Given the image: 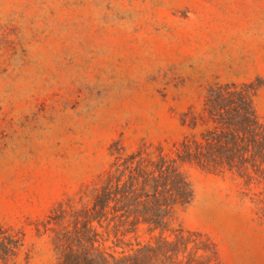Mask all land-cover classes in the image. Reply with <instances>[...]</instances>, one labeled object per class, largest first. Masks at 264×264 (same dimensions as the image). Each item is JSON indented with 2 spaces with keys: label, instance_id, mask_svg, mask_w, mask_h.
<instances>
[{
  "label": "rangeland",
  "instance_id": "rangeland-1",
  "mask_svg": "<svg viewBox=\"0 0 264 264\" xmlns=\"http://www.w3.org/2000/svg\"><path fill=\"white\" fill-rule=\"evenodd\" d=\"M256 79L264 119V0H0V222L26 233L18 264H55L39 221L98 182L114 141L173 151L209 85ZM183 168L195 194L174 225L216 242L212 264H264L260 188Z\"/></svg>",
  "mask_w": 264,
  "mask_h": 264
},
{
  "label": "trees",
  "instance_id": "trees-1",
  "mask_svg": "<svg viewBox=\"0 0 264 264\" xmlns=\"http://www.w3.org/2000/svg\"><path fill=\"white\" fill-rule=\"evenodd\" d=\"M259 87L258 79L209 85L199 112L184 113L189 132L173 151L162 142L127 150L114 141L98 182L78 199L58 201L39 221L38 234H50L55 264H212L216 242L174 225L177 210L195 194L183 167L230 174L246 188L259 187L256 199H264V119L254 101ZM141 232L149 239L139 240ZM111 234L114 245L106 246ZM25 236L22 227L0 222V264H18L22 252L28 262Z\"/></svg>",
  "mask_w": 264,
  "mask_h": 264
}]
</instances>
